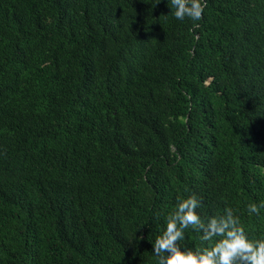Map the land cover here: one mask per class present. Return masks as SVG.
Instances as JSON below:
<instances>
[{
    "label": "trees",
    "instance_id": "obj_1",
    "mask_svg": "<svg viewBox=\"0 0 264 264\" xmlns=\"http://www.w3.org/2000/svg\"><path fill=\"white\" fill-rule=\"evenodd\" d=\"M206 4L0 0V264H158L192 195L264 239V0Z\"/></svg>",
    "mask_w": 264,
    "mask_h": 264
},
{
    "label": "clouds",
    "instance_id": "obj_2",
    "mask_svg": "<svg viewBox=\"0 0 264 264\" xmlns=\"http://www.w3.org/2000/svg\"><path fill=\"white\" fill-rule=\"evenodd\" d=\"M171 6L177 20L187 17L199 21L207 4L206 0H171ZM200 205L195 195L178 198L175 209L166 218L165 230L152 244L158 264H264V239L250 240L233 209L226 207L223 215H214L205 221L196 211ZM261 208L264 201L259 205L249 204L247 210L259 215ZM190 226L201 233L202 246L195 251L182 250L178 244Z\"/></svg>",
    "mask_w": 264,
    "mask_h": 264
}]
</instances>
